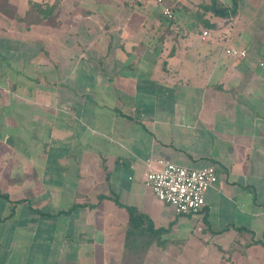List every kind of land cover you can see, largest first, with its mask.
I'll list each match as a JSON object with an SVG mask.
<instances>
[{"label": "crops", "instance_id": "crops-1", "mask_svg": "<svg viewBox=\"0 0 264 264\" xmlns=\"http://www.w3.org/2000/svg\"><path fill=\"white\" fill-rule=\"evenodd\" d=\"M34 1L0 67V264H264L237 230L264 234V0ZM148 159L214 165L203 209L157 199ZM126 206L164 229L140 257Z\"/></svg>", "mask_w": 264, "mask_h": 264}, {"label": "built area", "instance_id": "built-area-1", "mask_svg": "<svg viewBox=\"0 0 264 264\" xmlns=\"http://www.w3.org/2000/svg\"><path fill=\"white\" fill-rule=\"evenodd\" d=\"M163 3L164 0H156ZM164 4V3H163ZM163 15L172 16L169 5H164ZM202 35H208L207 30ZM226 53L231 56L242 57L245 50L233 47L226 48ZM264 66V62L259 63ZM158 164V167L153 165ZM144 184L153 192L154 196L162 202L171 205L174 211L182 214L199 212L204 205V192L214 186L217 181V171L214 165L201 168L186 167L177 163L151 160L145 161Z\"/></svg>", "mask_w": 264, "mask_h": 264}, {"label": "trees", "instance_id": "trees-1", "mask_svg": "<svg viewBox=\"0 0 264 264\" xmlns=\"http://www.w3.org/2000/svg\"><path fill=\"white\" fill-rule=\"evenodd\" d=\"M211 1L213 3L216 2L215 0ZM27 3V9L24 10L22 15L19 14L18 16H16V20L24 22L25 24H36L44 18L51 19L54 8L53 4H47L45 6L43 3L34 0H27ZM214 11L219 14L227 13V11L217 6L215 7V9H213V12ZM202 25L204 27L211 28V24H209V22L206 20H203ZM115 201L117 204L122 205L117 199H115ZM126 209L128 211L129 218L126 225L124 241L125 244L130 248V252L134 255H137V257H140L141 254L144 253V249L149 245V243L152 241H156V237L164 229L161 227L155 228L150 219L143 213L137 211L134 207L126 206ZM202 209L203 206L200 210ZM237 230L238 232L247 231L248 233H250V240L245 245H249L251 243H264V234L261 238H254L252 236V232L246 227H239L237 228Z\"/></svg>", "mask_w": 264, "mask_h": 264}, {"label": "rangeland", "instance_id": "rangeland-1", "mask_svg": "<svg viewBox=\"0 0 264 264\" xmlns=\"http://www.w3.org/2000/svg\"><path fill=\"white\" fill-rule=\"evenodd\" d=\"M25 2L26 0H0V67L5 69L12 62L8 57L18 47L19 40L22 39L21 36L16 38V41L10 38L6 22H14L16 16L22 15Z\"/></svg>", "mask_w": 264, "mask_h": 264}]
</instances>
